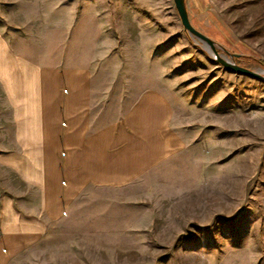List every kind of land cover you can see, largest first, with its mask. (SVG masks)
I'll return each mask as SVG.
<instances>
[{
	"label": "rangeland",
	"instance_id": "1",
	"mask_svg": "<svg viewBox=\"0 0 264 264\" xmlns=\"http://www.w3.org/2000/svg\"><path fill=\"white\" fill-rule=\"evenodd\" d=\"M185 5L217 55L264 69V0ZM0 29L37 62L89 66L102 122L163 92L190 148L138 193L77 203L35 264H264V80L219 63L173 0H0Z\"/></svg>",
	"mask_w": 264,
	"mask_h": 264
},
{
	"label": "crops",
	"instance_id": "2",
	"mask_svg": "<svg viewBox=\"0 0 264 264\" xmlns=\"http://www.w3.org/2000/svg\"><path fill=\"white\" fill-rule=\"evenodd\" d=\"M101 89L86 64L37 62L0 29V264H35L77 203L138 193L190 149L166 94L144 89L102 122Z\"/></svg>",
	"mask_w": 264,
	"mask_h": 264
},
{
	"label": "water",
	"instance_id": "3",
	"mask_svg": "<svg viewBox=\"0 0 264 264\" xmlns=\"http://www.w3.org/2000/svg\"><path fill=\"white\" fill-rule=\"evenodd\" d=\"M175 9L177 11V14L179 16L180 22L182 24L183 29L186 31V33L191 36L195 37L196 39L202 41L207 46H205V49L208 52H213L217 55L214 42L209 39L207 36L203 35L201 32L196 30L189 22L187 9L185 5V0H173ZM210 49V51H209ZM216 60L221 63L224 67L227 69H230L232 71H236L238 73L255 77L264 80V69L262 68H256L255 70L248 69L246 67L240 66L236 64L234 61H232L230 58L225 56L217 55L215 56Z\"/></svg>",
	"mask_w": 264,
	"mask_h": 264
}]
</instances>
